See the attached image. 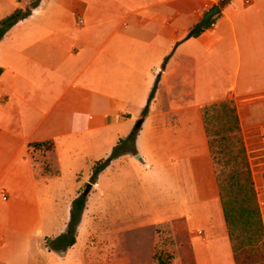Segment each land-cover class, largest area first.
<instances>
[{
	"label": "crops",
	"instance_id": "0c3cea01",
	"mask_svg": "<svg viewBox=\"0 0 264 264\" xmlns=\"http://www.w3.org/2000/svg\"><path fill=\"white\" fill-rule=\"evenodd\" d=\"M10 2L0 0V19L26 9ZM34 3L0 38V264H131L78 236L59 251L45 241L66 230L75 198L54 166L85 164L87 179L133 129L96 178L100 211L145 212L139 226L181 222L193 264H235L201 106L261 94L244 116L264 114V0ZM213 5L214 25L188 37ZM136 163L144 211L130 209L133 188L119 194Z\"/></svg>",
	"mask_w": 264,
	"mask_h": 264
},
{
	"label": "trees",
	"instance_id": "16d2710c",
	"mask_svg": "<svg viewBox=\"0 0 264 264\" xmlns=\"http://www.w3.org/2000/svg\"><path fill=\"white\" fill-rule=\"evenodd\" d=\"M32 5L34 6L35 3ZM29 12L30 7L26 9L16 8L1 18L0 38L9 27L26 17ZM214 17L204 27L209 26ZM153 91L154 87L149 93L148 102ZM148 102L143 109V114L147 111ZM201 113L234 262L235 264H250L252 260H255L263 264L264 230L262 218L247 163L241 124L235 104L231 98L208 102L201 106ZM135 131L136 129H133L126 139H121L119 141L121 143L113 148L108 158L97 160L91 166L89 180L91 183H95L98 173L112 158L121 153L122 144L126 140L133 142ZM32 145L38 146L41 143H33ZM131 152L135 153L133 148ZM85 203L86 197L83 195H78L71 201L66 230L58 236L46 239L45 243L48 249L59 251L75 243L76 227L81 219Z\"/></svg>",
	"mask_w": 264,
	"mask_h": 264
},
{
	"label": "rangeland",
	"instance_id": "374dc122",
	"mask_svg": "<svg viewBox=\"0 0 264 264\" xmlns=\"http://www.w3.org/2000/svg\"><path fill=\"white\" fill-rule=\"evenodd\" d=\"M16 1L17 0H11V11L15 8ZM19 1H26L25 8H27L37 0ZM232 100L235 104L238 118L240 116L239 122L241 127L260 122L264 119V114L249 117L244 116V110H246L250 104H258L263 99L257 98L244 101ZM95 162L96 161H93L91 166ZM136 164L134 167L129 166L128 168L122 169V173H124L123 176H126L127 181L125 188L120 190L121 192L119 194L124 198L126 195L130 194L133 188L135 191L134 200H136V205L130 207V209L144 211L145 207L141 205L138 197L140 178L143 175L142 167H140V163ZM44 166L47 168L46 165ZM54 167L59 171L58 174L61 176V183L66 186L69 192L73 190L75 186L74 197L83 195L82 193L86 183L90 182V171L87 179L83 178V174H87L88 166L76 163L63 165L58 168L56 166ZM80 170H82L80 172L82 174L78 175L77 172ZM83 196L86 197V216L80 231H76V236H78L80 240H83L87 248L92 250V252L123 253L129 258L131 264H193L189 237L183 223L162 221L139 226L140 222L142 223L149 220V217L144 218L145 212H141L143 215L141 217L133 214L135 217L132 221H130L127 216L121 217L119 214L101 212L99 209V187L96 183H91L89 190ZM125 210V207H116V211L121 214ZM47 215L48 214H45V216ZM126 221L130 222L124 223ZM129 225L130 227H128ZM259 251L261 250L259 249ZM250 264L260 263L252 260Z\"/></svg>",
	"mask_w": 264,
	"mask_h": 264
},
{
	"label": "built area",
	"instance_id": "2783aa9c",
	"mask_svg": "<svg viewBox=\"0 0 264 264\" xmlns=\"http://www.w3.org/2000/svg\"><path fill=\"white\" fill-rule=\"evenodd\" d=\"M214 25V21L210 22ZM261 94L251 95L260 99ZM247 163L254 187L256 200L261 213L264 230V120L241 127ZM5 198L4 192H1Z\"/></svg>",
	"mask_w": 264,
	"mask_h": 264
},
{
	"label": "water",
	"instance_id": "95a60500",
	"mask_svg": "<svg viewBox=\"0 0 264 264\" xmlns=\"http://www.w3.org/2000/svg\"><path fill=\"white\" fill-rule=\"evenodd\" d=\"M219 12V6L218 5H213L212 7H210L202 16V18L200 19V21L190 30V32L188 33V37L194 35L195 33L198 32L199 29L203 28L208 22L209 20L216 15ZM140 125V120L137 121L136 126ZM136 157L140 159L139 155L136 154ZM91 186L90 182L86 183L85 189L83 191V195H85L87 193V191L89 190Z\"/></svg>",
	"mask_w": 264,
	"mask_h": 264
}]
</instances>
